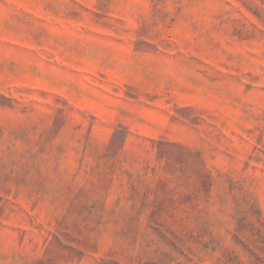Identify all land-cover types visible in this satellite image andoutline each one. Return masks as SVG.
<instances>
[{"label": "rangeland", "instance_id": "374dc122", "mask_svg": "<svg viewBox=\"0 0 264 264\" xmlns=\"http://www.w3.org/2000/svg\"><path fill=\"white\" fill-rule=\"evenodd\" d=\"M0 264H264V0H0Z\"/></svg>", "mask_w": 264, "mask_h": 264}]
</instances>
